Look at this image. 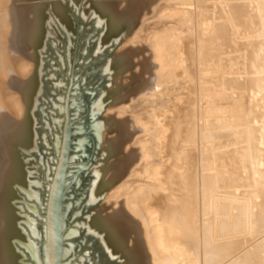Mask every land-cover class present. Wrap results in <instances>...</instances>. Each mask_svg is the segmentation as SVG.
I'll use <instances>...</instances> for the list:
<instances>
[{
	"label": "bare ground",
	"instance_id": "6f19581e",
	"mask_svg": "<svg viewBox=\"0 0 264 264\" xmlns=\"http://www.w3.org/2000/svg\"><path fill=\"white\" fill-rule=\"evenodd\" d=\"M28 1L11 3L12 18L1 10L4 58L18 51L35 57L43 9ZM95 6L107 28L101 45L121 35L131 42L107 70L123 74L109 96L130 102L121 114L130 110L133 119L109 117L90 199L110 188L117 199L111 210L95 214L89 229L122 264H194L193 256L195 264H264V0H97ZM54 9L65 15L60 4ZM191 66L204 77L191 74ZM151 69L158 75L148 78ZM180 69L188 80L172 92V104L159 108L154 100L156 112H136L152 76L172 85ZM10 78L23 89L28 109L20 120L0 116V264H26L15 241L35 257L37 247L25 240L12 199L14 185L25 182L18 147L33 144L35 78ZM192 94L201 103L200 126L188 112ZM127 191L131 198L123 200Z\"/></svg>",
	"mask_w": 264,
	"mask_h": 264
},
{
	"label": "rangeland",
	"instance_id": "374dc122",
	"mask_svg": "<svg viewBox=\"0 0 264 264\" xmlns=\"http://www.w3.org/2000/svg\"><path fill=\"white\" fill-rule=\"evenodd\" d=\"M5 1L9 5H2ZM96 1L29 0L28 2L37 3L42 7L44 20V33L40 41L36 43L34 59L20 51L4 58L3 51L7 46L3 45L6 39L2 32L4 24L0 19L1 117L5 118L6 116L7 119L10 117L12 120H20L28 109L23 89L16 86L10 77H15L14 81L22 82L30 80L32 76L35 78L34 100L31 105V117H33L32 121L34 120V124L32 122L33 144L31 147L24 145L18 147V158L23 165L25 182L14 185L15 195L12 199L18 217L17 222L19 221L18 226L25 236V240L28 239L37 247V256L35 257L23 243L24 241L23 244L20 240L15 241L26 264L48 263V260L42 259V257L47 253L49 222H51L52 246L59 244L66 249L63 257L53 259L55 261L53 264H122L120 257L110 255L105 250L99 236L89 229L88 222L96 213L105 208L111 210L113 206L111 202L117 199L114 188H110L101 194V197L91 200V190L95 181V170L100 167L104 155L105 132L109 117L114 113L122 119H133L130 116L132 112H130V102L121 105L118 102L115 103L109 96L113 83L123 74L119 76L117 72L111 74L112 72L107 70L111 62L115 63L117 54L131 42L127 41V37L121 35L115 41L105 39L101 45V37L105 35L107 28L96 19L98 18L94 8ZM12 2L14 0H0V18L4 14L7 18H12L10 10L14 4L11 5ZM54 4H60L63 7L64 16L59 14L60 11L54 9ZM2 8L4 14L1 11ZM146 62L148 61H145V64H148ZM145 64V68L148 67ZM22 65H26L27 69L23 70ZM188 68L186 69L191 74L195 72L197 78L199 77L198 69L192 68V66ZM132 69L139 71L136 66H132ZM150 72L151 74L147 75L148 78L151 77L149 75H158L156 70L151 69ZM186 74L182 69L178 71L177 79L179 81L176 80V83H173L175 86L166 83L163 77H156L157 80L159 79L157 81L152 76L154 82L151 78L149 79L151 83L148 82L150 89H145L146 94L144 91L143 94H140L141 96L137 97L143 99V95H145V99L148 97L149 100L143 99L144 102H142L135 98L132 102L139 101L140 104H145L143 106L148 108L147 110L139 105L136 108H142L141 113L147 112L149 116L156 112L158 107L172 104V101L168 100L172 97L171 94L175 89L178 92L180 90L178 87H182L187 82ZM189 79L193 91L194 89L196 91L195 79ZM154 83H158L157 86ZM153 84L155 86L152 87ZM149 90H151L150 93ZM161 90L169 92L164 94V97L161 95L164 93ZM262 93H259L258 96H261ZM157 96L160 99L159 97L157 99ZM192 97L188 112H190V117L196 120L195 124L200 126L203 122L200 121L197 108L201 103H198L195 94ZM104 98L106 99L102 100ZM14 100H17L18 103L14 102L13 104ZM154 100H160V102L156 101V104ZM145 101H149V103ZM195 101L197 102L195 103ZM260 102L263 103L264 99H261ZM15 103L17 104L15 105ZM158 103L163 104L158 105ZM125 106L130 109L126 111L129 113L122 112L121 114V109ZM135 109L133 113L137 110ZM152 109L153 111L150 113ZM145 116L147 117V115ZM151 125H149L151 129H157V125L154 123ZM129 193L130 191L123 192L121 198L123 200L131 198L129 196L133 192ZM125 207L127 206L123 205L122 209H126ZM144 255L147 257L148 253L144 252ZM193 259L197 261L196 256H193ZM196 261L192 260L191 262L195 264ZM181 263L182 261L178 262V264ZM184 263L189 262L187 260L182 264Z\"/></svg>",
	"mask_w": 264,
	"mask_h": 264
},
{
	"label": "snow or ice",
	"instance_id": "6c2138e0",
	"mask_svg": "<svg viewBox=\"0 0 264 264\" xmlns=\"http://www.w3.org/2000/svg\"><path fill=\"white\" fill-rule=\"evenodd\" d=\"M66 249L59 246L57 244L56 246H52L48 249V252L42 257V259L47 260L48 258L55 259L57 257H63L65 254Z\"/></svg>",
	"mask_w": 264,
	"mask_h": 264
},
{
	"label": "water",
	"instance_id": "95a60500",
	"mask_svg": "<svg viewBox=\"0 0 264 264\" xmlns=\"http://www.w3.org/2000/svg\"><path fill=\"white\" fill-rule=\"evenodd\" d=\"M47 236H48V248H47V252H48V249H49L50 247H52L51 222H49V225H48ZM47 260H48V261H47V262H48L47 264H53V262H55V261H53V259H51V258H48Z\"/></svg>",
	"mask_w": 264,
	"mask_h": 264
}]
</instances>
